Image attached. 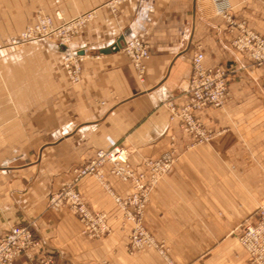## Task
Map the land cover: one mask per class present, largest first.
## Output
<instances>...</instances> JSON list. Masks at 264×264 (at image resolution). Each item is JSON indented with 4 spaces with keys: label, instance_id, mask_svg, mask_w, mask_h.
<instances>
[{
    "label": "crops",
    "instance_id": "crops-1",
    "mask_svg": "<svg viewBox=\"0 0 264 264\" xmlns=\"http://www.w3.org/2000/svg\"><path fill=\"white\" fill-rule=\"evenodd\" d=\"M106 1L0 0V237L29 225L42 242L36 252L52 253L56 264H249L238 236L264 202V67L233 49L234 32L213 0H124L115 12ZM227 3L236 21L264 37V0ZM92 9L95 17L68 47L19 39L37 12L69 18ZM133 36L150 51L143 81L121 46L112 48ZM197 49L205 66L229 71L225 105L195 113L213 131L205 143H195L165 106L187 102ZM68 50L84 56L76 83L62 66ZM114 144L128 148L137 171L145 159L175 151L172 170L153 186L142 212L166 256L154 247L130 252L131 225L92 176L76 189L91 210L107 215L108 235L88 238L67 208L48 207L76 167ZM106 181L118 194L131 191L109 173ZM12 264L30 263L21 255Z\"/></svg>",
    "mask_w": 264,
    "mask_h": 264
},
{
    "label": "built area",
    "instance_id": "built-area-1",
    "mask_svg": "<svg viewBox=\"0 0 264 264\" xmlns=\"http://www.w3.org/2000/svg\"><path fill=\"white\" fill-rule=\"evenodd\" d=\"M124 0H108L105 5L111 12ZM215 12L223 17L228 30L234 32L231 46L246 55L253 65L264 67V37L249 29L243 22L236 21L230 12L227 0H213ZM95 17V10H88L64 19L59 11L52 15L38 12L34 22L25 26L19 33L21 41H39L55 39L68 47L72 37L79 33ZM121 50L129 58L139 81L144 80L145 62L150 57L147 43L140 36L124 40ZM84 56L69 50L63 58L62 66L70 82L80 80ZM191 75L187 80L185 92L187 102L176 107L172 99L165 103L170 119H177L181 129L192 135L196 143H205L213 136V131L206 128L196 112L206 106L222 108L229 95V71L221 66L204 65V54L201 50L193 52L191 57ZM176 159L175 151L168 150L156 158L143 161V169L137 171L129 164L128 148L114 144L98 148L91 160L76 167L70 181L62 183L60 188L51 194L48 207L58 209L66 207L81 223V233L88 238H100L110 233L111 228L107 215L91 210L84 202L80 192L75 188L78 181L85 176L97 179L100 185L112 196L121 211V220L130 223L128 249L138 251L144 247H154L161 255L166 256L164 244L158 241L142 221V212L148 202L153 186L164 175L172 170ZM106 173L130 183L131 191L126 195L116 193L106 181ZM239 244L248 255L249 264H264V202L256 209V219L245 223L238 236ZM42 247L40 239L35 238L29 225L12 226L0 237V264H12L25 255L30 264H56L52 253H38ZM170 264H173L169 260Z\"/></svg>",
    "mask_w": 264,
    "mask_h": 264
},
{
    "label": "water",
    "instance_id": "water-1",
    "mask_svg": "<svg viewBox=\"0 0 264 264\" xmlns=\"http://www.w3.org/2000/svg\"><path fill=\"white\" fill-rule=\"evenodd\" d=\"M122 41V37L118 38L117 41L112 45L113 50H117L121 46Z\"/></svg>",
    "mask_w": 264,
    "mask_h": 264
},
{
    "label": "rangeland",
    "instance_id": "rangeland-1",
    "mask_svg": "<svg viewBox=\"0 0 264 264\" xmlns=\"http://www.w3.org/2000/svg\"><path fill=\"white\" fill-rule=\"evenodd\" d=\"M37 13H38V12H37ZM81 13H82V12H81ZM78 14H79V13H78ZM35 15H36V14H35ZM76 15H77V14H76ZM62 16H63V15H62ZM74 16H75V15H74ZM74 16H72V17H74ZM72 17H69V18H65V17H63V18H64V19H70V18H72ZM34 18H35V16H34ZM83 29H84V28H83ZM19 33H20V32H19ZM75 35H76V34H75ZM72 38H73V37H72ZM23 42H28V41H23ZM68 51H69V50H68ZM68 51H67V52H68ZM65 56H66V55H65ZM62 61H63V60H62ZM194 142H195V139H194ZM195 143H196V142H195ZM90 160H91V159H90ZM174 162H175V161H174ZM85 163H86V162H85ZM70 180H71V179H70ZM70 180H69V181H70ZM65 182H68V181H64V182H62V183H65ZM62 183H61V184H62ZM61 184H60V186H61ZM60 186H59V188H60ZM59 188H58V189H59ZM75 188H76V186H75ZM58 189H57V190H58ZM57 190H56V191H57ZM56 191H54V192H56ZM54 192H53V193H54ZM53 193H51V194H53ZM51 194H50V196H51ZM50 196H49V197H50ZM48 199H49V198H48ZM65 208H66V207H65Z\"/></svg>",
    "mask_w": 264,
    "mask_h": 264
},
{
    "label": "bare ground",
    "instance_id": "bare-ground-1",
    "mask_svg": "<svg viewBox=\"0 0 264 264\" xmlns=\"http://www.w3.org/2000/svg\"><path fill=\"white\" fill-rule=\"evenodd\" d=\"M232 34H233V32H232ZM234 49V48H233ZM256 67V66H255ZM83 178V177H82Z\"/></svg>",
    "mask_w": 264,
    "mask_h": 264
}]
</instances>
